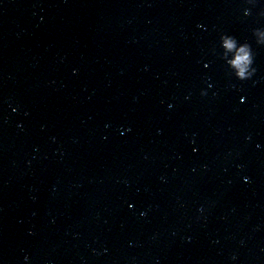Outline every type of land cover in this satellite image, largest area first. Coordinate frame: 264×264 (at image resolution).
<instances>
[{"label":"water","instance_id":"water-1","mask_svg":"<svg viewBox=\"0 0 264 264\" xmlns=\"http://www.w3.org/2000/svg\"><path fill=\"white\" fill-rule=\"evenodd\" d=\"M0 264H264V0H0Z\"/></svg>","mask_w":264,"mask_h":264},{"label":"clouds","instance_id":"clouds-1","mask_svg":"<svg viewBox=\"0 0 264 264\" xmlns=\"http://www.w3.org/2000/svg\"><path fill=\"white\" fill-rule=\"evenodd\" d=\"M229 46H230V45H229ZM240 62H241V61H240L239 59L236 61L237 64H239Z\"/></svg>","mask_w":264,"mask_h":264}]
</instances>
